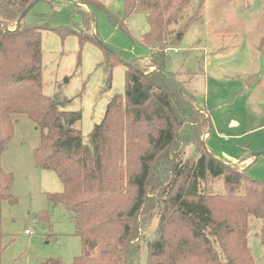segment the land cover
Wrapping results in <instances>:
<instances>
[{"label": "trees", "instance_id": "16d2710c", "mask_svg": "<svg viewBox=\"0 0 264 264\" xmlns=\"http://www.w3.org/2000/svg\"><path fill=\"white\" fill-rule=\"evenodd\" d=\"M40 1L50 0H0V264L3 204L18 203L2 155L15 134L14 116L22 114L40 130L37 166L64 185L48 198L79 219L82 253L71 264H141V235L155 218L146 264H259L249 234L252 218L260 220L264 246V181L207 150L211 120L166 69L169 50L203 19L204 0L186 21L182 13L192 0H125L123 20L108 12L111 24L127 32L125 20L140 7L151 9L141 42L152 53L129 61L125 93L110 100L89 145L76 128L81 113L61 110L60 101L43 93L42 29L20 20ZM74 1L105 9L94 0ZM76 8L89 14L92 27L89 9ZM90 38L81 36L82 42ZM112 56L114 67L120 61ZM190 146L194 155L186 158ZM211 178L224 179V193L208 191Z\"/></svg>", "mask_w": 264, "mask_h": 264}, {"label": "rangeland", "instance_id": "374dc122", "mask_svg": "<svg viewBox=\"0 0 264 264\" xmlns=\"http://www.w3.org/2000/svg\"><path fill=\"white\" fill-rule=\"evenodd\" d=\"M94 1L105 9L50 0L38 2L25 17L26 24L42 29L43 93L60 101L61 110L81 113L76 128L85 145L110 100L124 95L129 61L152 53L141 42L150 29L146 14L151 9L138 8L124 21L126 32L108 17L110 12L123 20L125 0ZM200 1L187 5L184 21ZM75 3L89 9L94 19L89 29V14ZM203 6V19L192 22L182 41L169 50L166 69L211 120L212 129L204 137L207 150L225 165L264 181V154L256 156L264 152V0H204ZM84 34L90 40L82 42ZM107 50L121 57L119 64L112 67L116 56ZM14 123L15 134L1 164L14 175L12 192L18 203L5 202L2 208L3 264H71L82 253L78 216L48 198L62 193L64 185L55 172L36 164L40 130L25 114L14 116ZM193 155L190 146L186 158ZM207 189L224 193V179L211 178ZM157 226L155 218L141 235V264L147 262V241L154 239ZM260 228L261 221L252 218L249 246L258 263L264 264Z\"/></svg>", "mask_w": 264, "mask_h": 264}, {"label": "water", "instance_id": "95a60500", "mask_svg": "<svg viewBox=\"0 0 264 264\" xmlns=\"http://www.w3.org/2000/svg\"><path fill=\"white\" fill-rule=\"evenodd\" d=\"M37 3H33V4H31L29 7H28V9H26L25 11H24V13L21 15V17H20V20H23L25 17H26V15L29 13V11L36 5ZM170 78V77H169ZM170 80L172 81V83L173 84H175V85H177L176 84V82L172 79V78H170ZM264 154V152L263 153H257L256 154V156H261V155H263ZM222 163V162H221ZM224 164V163H223ZM230 166V165H229ZM230 167H235V166H230Z\"/></svg>", "mask_w": 264, "mask_h": 264}, {"label": "crops", "instance_id": "0c3cea01", "mask_svg": "<svg viewBox=\"0 0 264 264\" xmlns=\"http://www.w3.org/2000/svg\"><path fill=\"white\" fill-rule=\"evenodd\" d=\"M233 123L237 124V122H235V121H233ZM233 123H231V125H232Z\"/></svg>", "mask_w": 264, "mask_h": 264}, {"label": "built area", "instance_id": "2783aa9c", "mask_svg": "<svg viewBox=\"0 0 264 264\" xmlns=\"http://www.w3.org/2000/svg\"><path fill=\"white\" fill-rule=\"evenodd\" d=\"M26 233H28V231H26Z\"/></svg>", "mask_w": 264, "mask_h": 264}]
</instances>
